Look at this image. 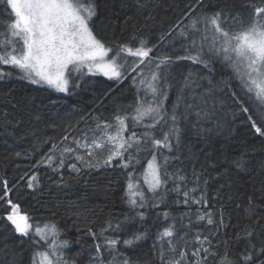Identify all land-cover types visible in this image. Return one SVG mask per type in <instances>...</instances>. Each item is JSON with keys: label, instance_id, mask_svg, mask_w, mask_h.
Wrapping results in <instances>:
<instances>
[{"label": "trees", "instance_id": "obj_1", "mask_svg": "<svg viewBox=\"0 0 264 264\" xmlns=\"http://www.w3.org/2000/svg\"><path fill=\"white\" fill-rule=\"evenodd\" d=\"M95 5L93 32L106 46L126 44L136 48L144 41L153 48L150 57L173 59L165 66L160 86L157 85L167 94L165 120L153 131L160 138L173 127L170 117L173 106L178 105L175 124L181 129L179 143L170 136L171 149L155 153L150 145L140 152L134 146L129 149L134 159L127 168L121 166L123 160L103 166L109 146L95 147L93 142L105 139V123L114 124V116L127 115V137L131 131L139 136L147 130L144 125L152 122L150 118L139 125L132 122L138 101L145 106L154 102L144 85L127 91L136 81L135 72L126 69L124 77L111 84L97 79L81 87L73 82L70 95L59 96L20 79L15 69L4 66L3 70L13 75L0 80V182H8L9 198L20 205L21 213L27 214L34 225L58 227L62 240L70 242L66 251L70 263L123 264L129 259L131 264H164L159 259L158 233L175 223L180 236L187 233L189 255L181 264H190L191 252L201 247L208 249L207 253L200 252L201 257H206L203 264H221L225 253L240 264L239 254L247 241H237L238 234L252 230L251 240L257 247L264 241V136L256 133L248 120L251 115L264 130V123L256 114L258 102L242 89L231 67L207 51L203 35L201 39L184 41L177 51L170 50V55L162 57L160 52L171 38L167 36L183 26L185 19L187 22L223 11L222 18L228 24L225 30L236 32L251 23L254 7L264 6V0H95ZM11 15L5 0H0V24H7ZM193 41L197 48L204 45L202 58L208 63L207 68L190 60H175L189 52L195 54ZM125 55L121 54L118 62L122 63ZM242 107H247L248 113L242 112ZM77 141L89 147L78 146ZM153 154L162 166V174H166L159 193L149 191L143 178ZM49 156L53 157L50 165ZM77 156L83 160H77ZM240 159L244 170L234 164ZM98 163L99 167L88 166ZM33 175L38 177V183L34 181V187L29 188L27 181ZM130 181L144 192L145 207L128 203ZM250 198L254 208L251 212ZM9 211L6 203L0 201V264H32L33 253L44 251L47 246L33 236L15 233L14 226L6 220ZM163 212L169 213L167 220L160 215ZM139 213H144V219L139 218ZM206 213L211 214L214 224H207V216L203 221L198 219ZM126 217L133 219L128 222ZM89 229L96 233L95 237L88 235ZM134 232L144 234V239L131 247L124 245L123 241L132 238ZM197 234L201 240L208 236L211 243L201 246L195 239ZM105 237L119 243L109 247ZM96 244L101 245L99 256ZM178 251L185 249L178 245ZM109 254L116 258H106ZM166 258L179 259V255L166 251Z\"/></svg>", "mask_w": 264, "mask_h": 264}, {"label": "snow or ice", "instance_id": "obj_2", "mask_svg": "<svg viewBox=\"0 0 264 264\" xmlns=\"http://www.w3.org/2000/svg\"><path fill=\"white\" fill-rule=\"evenodd\" d=\"M10 8L11 18L7 24H0V80L9 78L13 72H5L4 66H10L20 73V79L28 80L33 84H46L59 92L67 93L69 91L70 77L73 73H80L82 69H87L90 74L100 73L109 79H121L124 73L121 69L128 64L127 57L136 58L129 68L135 71L140 64H143L146 59L150 58L153 48L147 47L146 42L140 41V46L133 48L128 45L106 46L101 39H98L90 26V21L96 15L95 0H5ZM223 11H216L211 15L203 17L205 28L202 40L209 41L208 32H212L210 42L207 44V51L214 56L220 57L226 64L231 67L234 77L240 81V85L249 98L257 101L256 114L257 117L264 123V6L254 7V14L251 23L242 27L236 32H229L222 27ZM196 21H193L192 27H196ZM193 48L196 49L193 55L189 52L187 55L178 56L175 60H190L193 63L203 64L208 67V63L202 58L204 45L201 44L197 48L193 41ZM115 53L109 57V53ZM121 54H126L123 57V62L118 63L121 59ZM174 62L171 57L165 56L156 64V68L160 69L162 65H167ZM151 63V60H149ZM192 73H189L191 76ZM160 79V72H153L147 80L141 79L140 84L144 85L146 90L150 91L154 97V102L145 106L142 101H138L134 110V115L131 119L134 125H139L150 118L151 123L144 125L147 129L139 136L135 131L125 137L124 133L129 131L128 116H114L115 123H105L104 136L105 139L100 142H93L95 147L109 146V153L103 160V166H110L113 160L118 162L123 160L121 165L127 168L132 163L134 157L129 152L135 146V151L140 152L146 146L151 147L153 152H158L161 149H171L172 144L170 136H174L177 143L180 141L181 129L176 126L177 115L173 106V114L170 119L173 121V127L167 132L162 133L160 138H156L153 129L165 120L164 101L167 99L166 92L157 86V81ZM159 97L156 101L155 98ZM241 111L248 113L247 107H242ZM199 116L200 114L197 113ZM252 127L256 133L264 136V130L257 126L256 121L252 116H248ZM98 127H100L98 125ZM108 129H113L108 132ZM66 139V138H65ZM143 140V145H142ZM78 146L89 147L87 143ZM65 151H73V149H65ZM125 153H128L129 158L125 159ZM91 153H89L90 155ZM77 160H83L82 156H77ZM53 157L49 156L47 163L50 165ZM139 161H137L138 163ZM167 158H165V163ZM63 161H61V164ZM237 169L244 170V161L242 159L234 161ZM89 167H99L88 164ZM161 164L158 163L157 155L153 154L151 160L148 161L147 169L144 171V182L148 185L149 191L156 193L165 181L162 178ZM72 168L76 170V165ZM38 183V177L33 175L28 181L29 188L34 187L33 182ZM0 201H4L10 208L6 215V220L14 226L15 233L28 237L30 233L39 236L41 240L49 241L47 250L33 253L32 264H68L64 259V249L69 245L68 240H59L60 230L56 225H45L33 227L31 218L20 211V205L14 203L9 198L11 189L8 188V182H0ZM194 191V190H193ZM128 203L132 206L140 208L145 207L146 197L143 191L139 190L138 185L131 181L127 185ZM185 197L188 193L183 194ZM264 198V197H262ZM164 197L161 196V201ZM203 199V197L201 198ZM139 201V202H138ZM187 204L188 200L185 199ZM194 203L200 204L201 200H194ZM253 202L249 199V211H254ZM156 205L154 204L153 207ZM139 218L144 219V213H139ZM160 215L165 220L168 219L169 213L163 212ZM207 216V224L212 225L215 221L210 213L201 215L199 220H205ZM133 218L126 217L125 220L131 222ZM259 221H257L258 223ZM220 226H223V215L220 217ZM109 227H112L109 224ZM119 229L121 225H116ZM88 235L95 237L96 233L88 230ZM103 236V230L100 233ZM180 236L175 223L169 224L158 233V239L161 241L159 248V259L164 264H181L189 255L187 252L188 241L185 236ZM253 231L248 230L244 235H237V241L244 239L247 241L246 248L239 254L240 264H264V259L257 260L258 257H264V241L260 246L252 243ZM144 239V234L134 232L132 238L125 239L123 244L133 246L137 241ZM195 239L201 244H210L208 236H204L201 240L199 234ZM57 241H59L57 243ZM105 243L109 247H114L119 243L116 239H108L105 237ZM165 244L168 246L165 249ZM178 245H182L185 251H178ZM97 256L100 255L101 245L96 244ZM166 251L178 253L179 259L166 258ZM208 252L207 248H196L191 252L193 257L190 264H203L206 257H201L200 252ZM37 257L39 259H37ZM72 264H75L73 261ZM123 264H131L129 259H125ZM221 264H236L225 253L221 258Z\"/></svg>", "mask_w": 264, "mask_h": 264}, {"label": "rangeland", "instance_id": "obj_3", "mask_svg": "<svg viewBox=\"0 0 264 264\" xmlns=\"http://www.w3.org/2000/svg\"><path fill=\"white\" fill-rule=\"evenodd\" d=\"M97 13V12H96ZM96 16V15H95ZM95 16L92 18V20L90 21V26L92 28H94V20H95ZM203 17H195L193 18L192 20H189L186 22V19L183 20L182 22L185 21L184 25L181 26L180 28L179 27H176L168 36V37H171L169 41H165L166 39L163 40V42L165 41V48L163 50V53L160 52L161 56L163 57V54H168L170 55V50H176L179 48V46H181V44L184 42V41H187V40H195V39H201L199 38L201 35H204V28H205V24H204V20H203ZM193 21H196V27L193 28L192 27V24H193ZM201 22L203 23V25L201 26ZM203 27V28H202ZM222 27L225 29V27H228V24H227V19H224L222 18ZM202 28V29H201ZM208 36H209V41H206L205 44L209 43L210 42V38L212 36V32L209 31L208 32ZM203 37V36H202ZM206 44V45H207ZM150 45V44H148ZM114 55L113 52L109 53V57H112ZM151 55V54H150ZM136 58L134 57H130L128 60V64L127 65H124V67L121 69L122 72H124V70L126 69H129V65L132 64V62L135 60ZM219 59H221L219 57ZM149 60H151V63H149ZM161 59H157L156 57H150L149 59H146L145 62L143 64H140L139 67L136 68L135 71V78H136V81L134 83V85H130L131 87L127 88L129 91L132 90L134 91V89L138 90L139 88H141L143 85L140 84V80L141 79H149L152 75L153 72H156V71H159L160 72V79L159 81H157V85L160 86V80L161 78L163 77L164 75V69H165V66L166 65H162L160 69H157L156 68V64L160 62ZM221 61H223L221 59ZM224 62V61H223ZM120 63V62H118ZM10 67V66H9ZM13 69V68H12ZM18 72V71H17ZM19 73V72H18ZM20 75V73H19ZM102 80L104 82H106L107 84H111L113 81H116L117 79L113 78V79H109L108 77L100 74V73H96V74H90L87 72V69H82L80 73H73L72 76L70 77V84H69V91L67 93L65 92H59L57 90H55L54 88L46 85V84H33V83H30L28 80H24L30 84H33V85H36V86H41V87H45L47 89H50L51 91H53L55 94L59 95V96H68L70 95L71 91H73L75 85L73 82H77V85L79 86H83L84 84H87L88 82L90 81H96V80ZM126 91V92H127ZM98 123V122H97ZM144 178V177H143ZM161 189H158L156 193H159ZM36 225L33 224V227H35ZM40 227H45V225H39ZM29 236H33L34 237V233H30ZM28 236V237H29ZM36 239H38L41 243H44L46 244V246L48 245V243L50 242L51 240V237L49 238V241H44V240H41L39 236H35ZM59 240H62V237H61V234L59 236ZM59 241H57L58 243ZM69 245H70V242H69ZM70 248V246L67 248V249H64L63 252H64V259L68 261L67 259V255H66V251ZM47 250V248H46ZM118 257V256H117ZM106 258H116V255L115 254H109L106 256ZM37 259H39L37 257ZM110 264H118V262H109ZM108 262H106V264H109ZM121 263V262H120ZM68 264H72L68 261Z\"/></svg>", "mask_w": 264, "mask_h": 264}, {"label": "bare ground", "instance_id": "obj_4", "mask_svg": "<svg viewBox=\"0 0 264 264\" xmlns=\"http://www.w3.org/2000/svg\"><path fill=\"white\" fill-rule=\"evenodd\" d=\"M202 25H203V23H202Z\"/></svg>", "mask_w": 264, "mask_h": 264}]
</instances>
